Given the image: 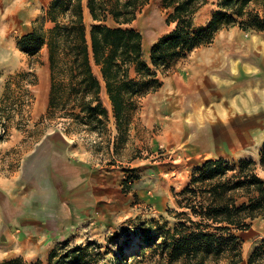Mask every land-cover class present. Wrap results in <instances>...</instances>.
Returning <instances> with one entry per match:
<instances>
[{"label":"rangeland","instance_id":"obj_1","mask_svg":"<svg viewBox=\"0 0 264 264\" xmlns=\"http://www.w3.org/2000/svg\"><path fill=\"white\" fill-rule=\"evenodd\" d=\"M49 1L21 0L22 11H27L24 16L30 17L29 11L36 2L39 8L41 6L35 21L39 23L33 22V27L42 29L44 35L50 27L43 20ZM221 1L214 2L211 17L220 9ZM261 7L258 3L253 9L262 12ZM147 16L146 11L136 25L139 29L144 30ZM230 28L242 38L246 53H242L241 58L235 55L230 61L222 58L205 66L203 61L209 57L202 60L203 52H199L197 64L195 54L199 48L207 49L208 44L195 48L173 63L165 75L159 74L163 77V86L164 79L170 77L167 88L162 90V86L156 93L137 98L136 107L125 111L119 126L110 114L106 126L96 131L68 117L73 112L71 109L53 110L48 114L46 101L42 105L37 102V87H33L39 84L37 69L43 71V59L48 60V50L42 47L36 56L27 54L19 47L25 30L17 27L3 33L0 28V217H3V220L0 218V257H20L28 264H48L52 252L65 245L89 248L94 256L93 264H158L162 258L159 254L162 237L181 222L178 213L184 209L179 203H185L181 193L192 186L195 176L200 177L208 161L221 160L232 166H239L241 161H254L262 177L264 32L246 31L238 25ZM218 34L223 35V30L215 39ZM3 37L7 40L5 46ZM216 74L220 79L214 77ZM195 75L199 76V89L207 82L218 80L220 83L200 91V107L192 101L195 94L193 97L190 94L197 88L192 80ZM181 81H186L187 94L178 90ZM210 93L219 98L207 101ZM247 112L254 114L253 120L238 119L242 114H249ZM225 128L228 131L222 130ZM236 128L246 134L247 142L242 150L238 148L234 153L221 154L223 156L217 154L215 158L198 153L210 148L199 149L194 136L196 140H203L212 135L213 139L218 134H231ZM54 149L65 151V155L68 152L75 161L89 166L91 179L97 181V187H92L88 193L90 208L81 206L80 212V207L70 205L68 196L75 189L55 170ZM214 150L219 152L216 147ZM146 186L153 191L152 199L148 198V190L138 193ZM202 201L205 199L200 194L197 202ZM15 220L23 221L15 225ZM20 224L33 225L35 230L26 234ZM253 225L234 232L239 237L240 264H248L264 241L256 237L259 230ZM117 231L119 236L115 238ZM13 239L21 245L11 248ZM139 240L145 247L143 252L128 257L121 254ZM231 257L230 253L219 258L213 255L204 264H230ZM162 264L167 263L162 261Z\"/></svg>","mask_w":264,"mask_h":264},{"label":"trees","instance_id":"obj_2","mask_svg":"<svg viewBox=\"0 0 264 264\" xmlns=\"http://www.w3.org/2000/svg\"><path fill=\"white\" fill-rule=\"evenodd\" d=\"M150 1L89 0L93 19L98 22L90 31L92 49L83 21L82 0L53 1L43 20L51 21L54 27L47 35L42 29H34L19 42V47L33 56L45 44L49 47V115L53 110L71 109L68 117L91 131L106 126L111 116L101 99L102 86L94 74L95 64L105 80L119 126L125 111L136 107L137 98L156 93L163 86L160 73L165 75L173 63L195 48L213 43L219 31L238 25L246 31L264 32V0H222L206 27H195L193 17L208 0H170L169 6L175 11L168 22H177V28L153 47L148 64L143 58V35L124 26L132 24ZM258 3L262 12L253 9ZM260 164L264 172V149ZM200 194L205 201L197 202ZM181 195L185 198V203H179L181 209L190 213H178L179 225L165 232L158 264H204L213 255L219 258L224 253L232 255L230 264H240L239 237L234 232L249 229L255 220L264 219V178L257 173V163L241 161L239 166H232L221 160L208 161L200 177L195 176L192 186ZM144 249L141 246L131 256ZM121 254L125 256L124 251ZM93 257L89 248L62 245L52 252L48 264H93ZM0 264L27 263L18 258ZM248 264H264V241Z\"/></svg>","mask_w":264,"mask_h":264},{"label":"crops","instance_id":"obj_3","mask_svg":"<svg viewBox=\"0 0 264 264\" xmlns=\"http://www.w3.org/2000/svg\"><path fill=\"white\" fill-rule=\"evenodd\" d=\"M53 1L54 0H50L48 2V4L45 6L44 10H45L46 15L50 10ZM215 1L216 0H208L207 4L202 6L201 9H199V11L195 14V16L193 17V23H195L194 24L195 27L196 26L200 27L201 25H203V27H206L207 26V25H205L206 22L211 21V19H212L211 13L213 11V8L215 7L214 6ZM20 3H21V0H15V1L11 0L10 3L8 2V0H0V28H3V33H4V31H7V30L13 29V28H17V27H19L21 30H25L26 34H29V33L34 31V28L36 26L33 27V22L36 21L37 14H39L41 12L42 8H41V6L39 8L38 2H36V5L32 9H30V11H29L28 15H30V17L27 15L24 16L23 14H25L27 11H25V12L22 11L23 3H21V6H20ZM169 4H170V0H151L143 8L142 12L139 13V15L137 16V19L132 24L124 26L125 28L134 29L143 35V44H142L143 58L148 64H151V55H152L153 47L156 44H158L159 41L164 36L170 34L174 30H176V28H177V25H178L177 22H172V21H170V23L168 22L169 18L171 17V15L175 11L174 7L169 6ZM24 10H25V8H24ZM82 10H83V21H84V24L87 28V36H88V40H89L90 49H92L91 48V42H90V31L92 29V26L95 24H98V22L94 21V19H93V16H92L91 11L89 9V0H82ZM146 11H147V15H148L147 17L148 18L145 22L144 30H141L136 25L140 21L143 14L146 13ZM88 14H89V16H88ZM47 24L50 25V27H48L49 29L54 27V23H52L51 21H49ZM109 24L113 25V23H109ZM232 31L233 30L231 28L223 29V35L219 36V34H218L215 41L213 43L209 44L208 45L209 47L207 49H203V51H201L202 49H200V48L197 49L198 50L197 54H195L196 59H197V64H198V62H200V56H201L202 60L209 57L203 61V64L205 66H208V62H210V61H212V63H217L218 61L220 62L219 59H222V58H228L230 61L233 59V57L235 55H238V57L241 58L242 57L241 54L246 53V50L244 48H242V42H243L242 38L236 36V33H232ZM231 35H233L234 38H232ZM1 43H2V41L0 39V45H2ZM5 45H7V40H5L3 37V46H5ZM147 45H148V47H147ZM43 47H44L43 50L44 49L48 50V55H49L48 60L46 58L43 59L44 65H43V71H42V72H45V74L48 76V81H49V87L47 89L46 103H45V105L47 104L48 105L47 107H49L50 97H51V88H52L50 52H49V47L47 44H45ZM199 52L200 53L203 52L202 55L199 56V54H200ZM93 64H94V62H93ZM226 64H230V62H227ZM93 68H94L95 76L101 82V86H102L101 99L103 100L104 107L107 108L109 110L110 114L114 116V113H113L114 108H113V105L110 101V98H109V95L107 92V88H106V83H105V80H104L103 75L101 73V70L95 64H94ZM42 72L40 71V69H37V76L39 78V84L38 85L35 84L33 87L38 88V86L40 85ZM132 76L134 77L135 73H133ZM214 77L217 79H220L221 76L216 74V75H214ZM159 78H161L163 80L162 76H159ZM208 79H210V78H208ZM164 80H165V85L163 86L162 90H164V87L167 88L166 86L170 83V77H166ZM192 80H193V85L195 84L197 88H195V89L193 88L191 90L190 94L192 95L191 97H193V95L195 94V97L193 98L192 101L197 106H199V104L201 102V100H200L201 96L199 95L200 91L204 90L205 88H207L209 86L216 87V85H217L216 83H219L218 80L212 81V82H214V84L212 82H207L205 84H202V87L199 89V86H200L199 76L195 75V77ZM185 87H186V81H184V82L181 81V84H179L178 90L181 91L182 94L183 93L187 94L188 89H185ZM37 88H36V95H37ZM206 98H207V101H214V100H216V98H219V96L210 93V94H207ZM37 102H38V98H37ZM184 103H187V101L185 100ZM192 106H194V104H192ZM113 116H112V121L114 122L115 118ZM53 152H56L54 154L53 160H52L55 170L56 169L58 170V172L60 173L59 175H60L61 179H63V180L65 179L66 182H68L70 184V188L73 187V189H75L68 196V197H70V201H71V202H69L70 205H77L78 207H80V209L77 208L80 212L82 209L81 206L85 205V206H87V208H90L91 206H88L89 205L88 201H91V199L88 198V195H89L88 193L90 192L92 187H97V185H96L97 181H96V179L95 180L91 179L92 173H91L89 166L85 163H78L77 161H75L73 159L74 157L69 155L68 152H67V155H65V151H63V150L61 151L60 149H54ZM199 153L208 154L209 156H212L213 158L217 157V154L221 155V152L217 153V152H215L214 149L213 150H210V149L207 150L206 149V151L201 150V151H199ZM221 156H223V155H221ZM72 184H73V186H72ZM148 188H149V186H146L145 189L138 191V193H142V192L148 190ZM148 194H149L148 198L152 199L153 191L148 190ZM73 196H74V198H73ZM154 196L156 197V195H154ZM19 204H23V203L20 202ZM1 214L3 215V210L1 212ZM74 218L77 220L76 217H74ZM1 219L3 220V217ZM34 220L35 219H33V222H35ZM22 221L23 220H21V221L15 220L14 224L18 225L19 223H22ZM20 225H21V227H23V230L26 231V232H24L26 234L28 232L30 233V232L35 230V226H33V225H30V226H26L28 224H26V225L20 224ZM253 226H255V228H258V230H259L257 233L259 236L257 235L256 237L264 238V219L255 220ZM18 258H20V257H11V258H7V259H3V257L1 256L0 257V263L4 262V261H11V260L18 259ZM23 261L25 262L24 259H23Z\"/></svg>","mask_w":264,"mask_h":264},{"label":"bare ground","instance_id":"obj_4","mask_svg":"<svg viewBox=\"0 0 264 264\" xmlns=\"http://www.w3.org/2000/svg\"><path fill=\"white\" fill-rule=\"evenodd\" d=\"M11 8V7H10ZM87 9V8H86ZM88 10V9H87ZM86 11V10H85ZM86 13V12H85ZM89 16V14H88ZM249 48V47H248ZM212 68V67H211ZM208 69V68H207ZM204 76V75H203ZM205 78V77H204ZM216 84H220V83H216ZM202 86V85H201ZM49 87V81H48V76L45 74V72L41 73V83L37 88V98H38V103H40V105L44 104L46 101V95H47V89ZM230 87V86H229ZM219 88V87H218ZM237 88V87H236ZM220 90V89H219ZM232 90V89H231ZM230 90V91H231ZM236 91V90H235ZM230 95V94H229ZM202 96V95H201ZM231 96V95H230ZM215 99V98H214ZM222 100V97H221ZM231 101V99L229 100ZM252 101V100H251ZM255 103V101H254ZM206 104V103H205ZM213 104V103H212ZM234 104V103H232ZM210 105V104H209ZM253 105V104H252ZM251 107V106H250ZM260 107V106H259ZM217 109V108H215ZM254 109V108H253ZM252 111V110H251ZM208 112V110H207ZM218 112V111H217ZM234 112V111H233ZM239 112V111H238ZM244 112V111H243ZM219 113V112H218ZM225 113V111H224ZM232 113V112H231ZM249 113V112H247ZM220 114V113H219ZM239 114V113H238ZM205 115V113H204ZM210 115V114H209ZM222 115V114H221ZM211 116V115H210ZM212 117V116H211ZM214 117V115H213ZM224 117V116H223ZM207 118V117H206ZM226 118V115L225 117ZM244 118H248L247 121L249 120H253L254 119V114L253 113H249V114H242L238 117V119H241L242 122H244ZM258 119V118H257ZM239 122L240 125H242V122ZM260 121V120H259ZM228 122V121H227ZM204 123V122H203ZM218 126V125H217ZM189 127V126H187ZM257 128V127H256ZM207 129V128H206ZM190 130V129H189ZM223 131H228L226 128L222 129ZM249 130V129H248ZM258 130V129H257ZM263 130V129H262ZM254 131V130H253ZM256 131V130H255ZM210 132V131H209ZM249 132V131H248ZM264 134V133H263ZM252 136V135H251ZM210 137V140H208V138ZM197 136H194V142L195 145L201 149V148H210V150H213L214 147L217 148V150L219 151V153L221 152V154H230V153H234L236 151H238L237 149L240 148L247 142L246 139V134L245 131H240V128H236L234 130L231 131V134H226V135H217L215 136V138L212 139V135H207V137H204L203 140H201V138H199L198 140H196ZM259 138V137H258ZM257 138V139H258ZM190 142V141H189ZM186 145V144H185ZM252 145V144H251ZM242 150V149H241ZM201 151V150H200ZM206 151V150H204ZM198 152V151H197ZM199 153V152H198ZM209 153V152H208ZM40 215V214H38ZM32 228V227H31ZM38 229V228H37ZM38 231V230H37ZM36 232V231H35ZM34 234V233H33ZM17 239H13V243L11 245V248H14L16 246H19L20 243H18L16 241ZM4 242V241H3ZM21 245V244H20ZM25 245V244H23ZM141 247V241H134L130 246H128L125 249V256L128 257L136 252L139 251ZM10 248V247H9ZM26 248V247H24ZM23 248V249H24ZM22 250V249H21ZM10 251V250H9ZM13 252V251H12ZM22 252V251H21Z\"/></svg>","mask_w":264,"mask_h":264},{"label":"water","instance_id":"obj_5","mask_svg":"<svg viewBox=\"0 0 264 264\" xmlns=\"http://www.w3.org/2000/svg\"><path fill=\"white\" fill-rule=\"evenodd\" d=\"M119 236V232L117 231L114 235V237H118Z\"/></svg>","mask_w":264,"mask_h":264},{"label":"clouds","instance_id":"obj_6","mask_svg":"<svg viewBox=\"0 0 264 264\" xmlns=\"http://www.w3.org/2000/svg\"><path fill=\"white\" fill-rule=\"evenodd\" d=\"M261 178H264V175H262V177Z\"/></svg>","mask_w":264,"mask_h":264}]
</instances>
